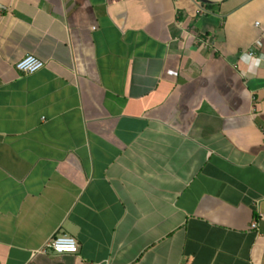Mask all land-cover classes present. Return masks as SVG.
<instances>
[{
	"label": "crops",
	"instance_id": "1",
	"mask_svg": "<svg viewBox=\"0 0 264 264\" xmlns=\"http://www.w3.org/2000/svg\"><path fill=\"white\" fill-rule=\"evenodd\" d=\"M0 264H264V0H0Z\"/></svg>",
	"mask_w": 264,
	"mask_h": 264
},
{
	"label": "built area",
	"instance_id": "2",
	"mask_svg": "<svg viewBox=\"0 0 264 264\" xmlns=\"http://www.w3.org/2000/svg\"><path fill=\"white\" fill-rule=\"evenodd\" d=\"M257 25H260V23L257 22ZM249 54L252 55V53ZM44 66L45 62L32 54L25 55L16 63V68L23 73H34ZM252 227H257V223L253 222ZM46 246L56 254L77 253L79 249L77 240L65 233L55 234Z\"/></svg>",
	"mask_w": 264,
	"mask_h": 264
},
{
	"label": "water",
	"instance_id": "3",
	"mask_svg": "<svg viewBox=\"0 0 264 264\" xmlns=\"http://www.w3.org/2000/svg\"><path fill=\"white\" fill-rule=\"evenodd\" d=\"M201 1L206 2L207 0H201Z\"/></svg>",
	"mask_w": 264,
	"mask_h": 264
}]
</instances>
